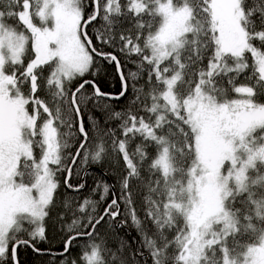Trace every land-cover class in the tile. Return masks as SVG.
<instances>
[{
    "label": "snow or ice",
    "instance_id": "snow-or-ice-1",
    "mask_svg": "<svg viewBox=\"0 0 264 264\" xmlns=\"http://www.w3.org/2000/svg\"><path fill=\"white\" fill-rule=\"evenodd\" d=\"M54 219L80 264H264V0H0V264Z\"/></svg>",
    "mask_w": 264,
    "mask_h": 264
},
{
    "label": "trees",
    "instance_id": "trees-1",
    "mask_svg": "<svg viewBox=\"0 0 264 264\" xmlns=\"http://www.w3.org/2000/svg\"><path fill=\"white\" fill-rule=\"evenodd\" d=\"M94 31V30H93ZM128 67H134L129 64ZM97 80L104 91L109 92H118L120 85L118 81V77L116 72L112 66L103 65L101 71L94 77H89ZM115 110L120 111L125 106V101H121L119 103L112 102ZM93 115L100 117L101 125L105 128L113 127L115 128L118 121H110L105 124L103 121V117L99 112H93ZM89 168H95L97 171H92L87 174V185L85 195H91L94 200L100 199V192H96L92 194L91 189L95 186L97 182L100 183H111V185H115L117 181V176L119 174L120 168L113 162V158H109V160L102 161L100 163L90 162L84 169L81 170V174L86 172ZM59 199L63 200L64 194L61 191L59 194ZM111 199V190L109 192L108 197L100 201L97 206V211L102 212L104 206ZM66 223H71V219L69 217H65ZM66 223L59 222L58 220H53L51 225L48 228L47 232V240L41 241L37 244V247L42 249L43 254H38L33 252L30 248H23L19 250V259L21 264H60L61 260L65 259H76L77 264H80V255L81 252L85 248V238H78L76 241H73L72 246L70 247L69 254L66 257H62L59 255L60 252L63 251L64 241L67 239L69 235L74 233H69L67 231ZM107 230V225L103 228H100V231L103 233ZM132 236H136V230L134 228H130ZM123 234V233H122Z\"/></svg>",
    "mask_w": 264,
    "mask_h": 264
},
{
    "label": "water",
    "instance_id": "water-1",
    "mask_svg": "<svg viewBox=\"0 0 264 264\" xmlns=\"http://www.w3.org/2000/svg\"><path fill=\"white\" fill-rule=\"evenodd\" d=\"M92 171H97L95 168H89L87 171H86V173L88 174V173H90V172H92ZM109 184L111 185V183L109 182Z\"/></svg>",
    "mask_w": 264,
    "mask_h": 264
}]
</instances>
